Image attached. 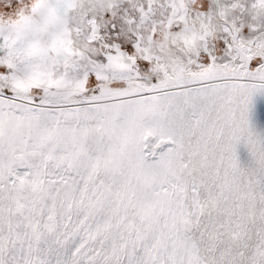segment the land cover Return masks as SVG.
<instances>
[{"label":"snow or ice","instance_id":"snow-or-ice-1","mask_svg":"<svg viewBox=\"0 0 264 264\" xmlns=\"http://www.w3.org/2000/svg\"><path fill=\"white\" fill-rule=\"evenodd\" d=\"M258 94L264 0H0V264H264Z\"/></svg>","mask_w":264,"mask_h":264},{"label":"bare ground","instance_id":"bare-ground-1","mask_svg":"<svg viewBox=\"0 0 264 264\" xmlns=\"http://www.w3.org/2000/svg\"><path fill=\"white\" fill-rule=\"evenodd\" d=\"M255 102V119L253 121L254 130L258 133L264 135V95L258 94L254 98ZM238 154L241 160V163L247 164L249 162V155L244 146L238 148Z\"/></svg>","mask_w":264,"mask_h":264}]
</instances>
